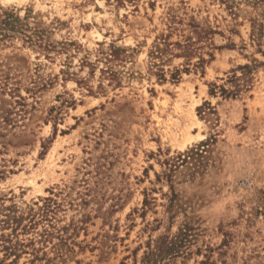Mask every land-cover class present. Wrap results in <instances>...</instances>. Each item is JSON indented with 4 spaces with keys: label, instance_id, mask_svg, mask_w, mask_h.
Returning a JSON list of instances; mask_svg holds the SVG:
<instances>
[{
    "label": "rangeland",
    "instance_id": "obj_1",
    "mask_svg": "<svg viewBox=\"0 0 264 264\" xmlns=\"http://www.w3.org/2000/svg\"><path fill=\"white\" fill-rule=\"evenodd\" d=\"M235 1L0 0V264H143L184 231L161 264H264V0ZM171 13L221 48L159 80Z\"/></svg>",
    "mask_w": 264,
    "mask_h": 264
},
{
    "label": "trees",
    "instance_id": "obj_2",
    "mask_svg": "<svg viewBox=\"0 0 264 264\" xmlns=\"http://www.w3.org/2000/svg\"><path fill=\"white\" fill-rule=\"evenodd\" d=\"M220 3L224 4L228 9H230L233 15H237L235 12V7L237 2L235 0H218ZM262 0H257L261 2ZM256 2V3H257ZM9 16H5L1 21L4 27H7L12 23L9 19ZM166 27L161 32L157 33L151 48L149 49L148 56L152 60V66L156 67V75L159 80H165V69L163 65L165 62L170 60V57H182L185 59L183 69L174 67L170 72V78L172 80H178L180 72L182 70L188 71L189 66L195 68L202 67V65L209 63L213 58V49H219L220 46L214 45L212 41V36L218 31L214 29L208 21H199L195 17L191 16L188 20H185L181 16L171 13L166 19ZM256 21L251 20V36L252 39L259 41L261 39V27L258 23V26H255ZM12 25H10L11 27ZM176 36V39L171 40V38ZM118 49H111V57L117 58ZM207 56V57H206ZM244 72H242L241 77L232 75L230 81L236 82L234 84V89H227L223 86L220 87V91L226 95H235L239 90V79H242L246 76L248 71V65L240 67ZM168 70V69H167ZM210 93H214V89H210ZM203 145V144H200ZM180 238H172L169 241H166L160 245H157L153 250L148 251L145 254L143 259V264H161L167 258L173 257L180 246L183 244V238L186 237L187 233L180 232ZM2 240L7 245H3L5 252L17 251L18 244L17 242L13 245L11 240L7 237L2 236ZM10 243V244H9ZM22 246V245H21Z\"/></svg>",
    "mask_w": 264,
    "mask_h": 264
},
{
    "label": "bare ground",
    "instance_id": "obj_3",
    "mask_svg": "<svg viewBox=\"0 0 264 264\" xmlns=\"http://www.w3.org/2000/svg\"><path fill=\"white\" fill-rule=\"evenodd\" d=\"M197 122L199 123L200 121L198 120Z\"/></svg>",
    "mask_w": 264,
    "mask_h": 264
}]
</instances>
